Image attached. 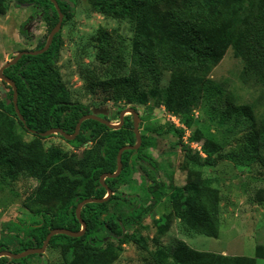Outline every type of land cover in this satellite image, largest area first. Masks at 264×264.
Wrapping results in <instances>:
<instances>
[{
    "label": "trees",
    "instance_id": "1",
    "mask_svg": "<svg viewBox=\"0 0 264 264\" xmlns=\"http://www.w3.org/2000/svg\"><path fill=\"white\" fill-rule=\"evenodd\" d=\"M24 1L44 5V19L49 31L55 27L59 13L51 0ZM88 1L96 12L117 18L129 14L137 27L127 73L123 72L122 53L114 48L110 37L103 34L100 63L110 61L112 65L104 70L90 67L81 70L85 87L92 94L101 92L110 99H126L137 110L139 106L158 99L169 113L191 127L194 107L208 90V76L230 46L242 58L244 72L264 87V0H200L211 14L209 24L192 21L191 17L181 13L166 24L154 9L159 0ZM72 2L76 3V0H58L65 18L71 15ZM7 8L8 1L0 0V14ZM147 22L152 24L150 30L153 32L147 30ZM22 32L26 33L25 30ZM46 41L40 42L35 49L43 48ZM59 49L60 38L55 35L47 51L37 55L25 54L17 63L4 69V74L17 87V105L24 121L16 111L14 89L2 80L9 91L0 99V178L5 182L8 175L23 172L38 181L24 203L26 208L57 198L64 199V202L54 213L38 210L21 223L4 222L0 251L21 252L29 247H41L54 228L80 230L82 225L76 212L78 204L87 198L107 195V189L101 183L102 174L115 172L119 150L137 142L131 114L125 116L119 129L95 119H86L74 139L68 140L59 134L76 149L92 144L80 157L69 155L59 146L44 149L41 139L27 142L17 132L20 125L30 133L35 130L33 134L40 137H44L41 132L54 127L73 134L80 118L92 113L89 105L73 101L57 64ZM166 72L170 77L163 85ZM230 107L227 108L232 109ZM242 109L244 115L253 117V108L244 105ZM115 116L105 114L103 117L113 121ZM139 128L144 129L141 146L125 150L121 173L105 179L113 194L104 202L86 203L81 209V216L87 222L85 234L80 237L56 234L51 238L48 246L60 250L63 264H111L120 255L125 240L136 241L127 227L137 223L149 209L139 195L121 191L120 186L133 183L135 173H140L147 201L153 196L151 181L155 182L157 173L149 148L154 146L159 135L172 133L180 139L184 161L191 172V180L171 193L175 215L188 235H219L220 197L214 180L203 176L204 167L216 166L220 160L264 167V115L252 124L249 143L243 151H226L221 143L206 137L199 129L190 137V141L201 142V150L194 151L183 142L186 129L173 122L140 123ZM15 241L19 246L12 249ZM153 244L156 246V264H257L258 258H264V244L256 246L254 256L197 250L181 239L162 246L155 237ZM42 255L32 254L21 259L2 256L0 264Z\"/></svg>",
    "mask_w": 264,
    "mask_h": 264
},
{
    "label": "rangeland",
    "instance_id": "2",
    "mask_svg": "<svg viewBox=\"0 0 264 264\" xmlns=\"http://www.w3.org/2000/svg\"><path fill=\"white\" fill-rule=\"evenodd\" d=\"M7 1L8 8L0 14V68L19 51L35 49L47 39L50 32L44 19V5L24 0ZM154 9L166 24H170L177 13L187 15L200 24L212 22L211 14L200 0H159ZM70 14L56 33L60 38L57 64L63 81L74 102L87 104L91 109L107 108V115H116L111 122L118 123V111L130 107L129 101L110 99L101 92H88L81 70L87 67L104 70L112 65L110 61L101 64L99 59L101 37L107 34L109 40L114 42V48L122 53L123 72L127 73L136 24L129 14L117 18L94 11L88 0L72 2ZM146 27L152 31L151 23L147 22ZM142 32L141 30L140 33ZM244 68L242 58L230 46L208 76V90L204 91L200 103L194 107L191 127L173 117L158 99L138 107L139 125L174 121L186 129L183 142L189 144L194 151L201 150V142L190 141L197 129L206 137L221 143L226 151L247 149L252 124L257 123L264 115V87L246 74ZM169 77L170 74L166 72L162 79L163 85L168 83ZM8 91L9 88L0 79V99ZM244 105L253 108V117L242 113ZM228 106L232 109L227 108ZM17 132L27 142L41 139L44 149L59 146L73 157L82 156L92 145L87 143L76 149L59 134L40 137L24 130L20 125L17 126ZM180 143L182 142L176 135L168 133L157 136L154 146L149 148L155 161L153 167L157 176L155 182L151 181L153 196L148 201L142 189L143 179L140 173H135L136 181L133 183L120 186L121 191L139 195L146 202L149 212L144 213L137 223L127 227L128 233L137 242L125 240L120 255L111 264H156V246L153 244L155 237L162 246H169L181 239L194 249L215 253H220L221 249L228 255L254 256L256 246L264 244V167L259 164L236 165L228 160H220L216 166L204 167L203 176L214 180L220 197L219 235L209 237L185 233L181 220L175 215L171 199V193L176 187L184 186L191 180V172L184 161ZM37 185L36 179L23 172L8 175L5 182H1L0 178V238L4 222L21 223L22 219H27L30 213L38 210L54 213L63 204L64 199L57 198L26 208L24 203ZM18 246V241H15L11 248ZM159 257L166 261L163 255L159 254ZM9 264L63 263L60 250L48 246L42 256ZM257 264H264V258H258Z\"/></svg>",
    "mask_w": 264,
    "mask_h": 264
},
{
    "label": "water",
    "instance_id": "3",
    "mask_svg": "<svg viewBox=\"0 0 264 264\" xmlns=\"http://www.w3.org/2000/svg\"><path fill=\"white\" fill-rule=\"evenodd\" d=\"M51 1L55 5V7H56V9H57V11L59 13V21L57 22L55 27L50 31L44 47L41 48V49L21 50L12 59L8 60L0 68V79L3 80L4 82H6L7 84H9L14 89V103H15V106H16V111L19 114V117L23 121H24V117L21 114V112H20V110L18 108V105H17V100H18L17 87L15 85V82L11 78L7 77L4 74V69L9 67V66H11V65H13V64H15V63H17L22 58V56L25 55V54L37 55V54H41V53H43V52H45V51H47L49 49V47L51 46V44H52V42L54 40V37H55L56 33L62 27L63 20L65 18L64 13L62 12V10H61V8L59 6L58 0H51ZM107 112H108L107 108L101 107V108L93 109L92 113L83 115L80 118V120L78 121V123L76 125L75 132L73 134H68L66 131H64L62 128H59V127H54V128H51V129H49V130H47L45 132H41L40 133V135L44 136V137L49 136L51 134H61L66 139L72 140V139H74L77 136V134L79 133V130H80L82 122L84 120H86V119H95V120H98V121L108 125L110 128L119 129V128H121L123 126V124L125 122V116L127 114H131L133 116L134 132H135V135H136V138H137V142L134 145H125L119 150V152H118V167H117L115 172H113V173L112 172H106V173L102 174L101 183L107 189V195L105 197H103V198H97V197L87 198V199H84L83 201H81L78 204L76 212H77V218L79 219V221H80V223L82 225L80 230L74 231V230H71V229L61 228V227L54 228V229L50 230V232L48 233V235H47L46 239L44 240V243H43V245L41 247H29V248H26L25 250H23L21 252H14V251L8 250V249L1 250L0 251V257L7 256L10 259H21V258L27 257V256L32 255V254H43L45 252L46 248L48 247L51 238L54 235H56V234H67V235H71V236H74V237H80V236L85 234V232L87 230V222L81 216V209L83 208V206L86 203H90V202L101 203V202H104L105 200H107L113 194V190L106 184L105 179L107 177L115 178L121 173V171L123 169L122 155H123V152L125 150L138 149L141 146V144H142V134H141V131H140V128H139V126H140L139 125L140 114H139V111L136 108L130 106V107H126L125 109H123L120 112V119H119L118 123H113V122L105 119L104 117H102L100 115V114L105 115V114H107ZM30 131L33 132V133H36L35 130H30Z\"/></svg>",
    "mask_w": 264,
    "mask_h": 264
},
{
    "label": "built area",
    "instance_id": "4",
    "mask_svg": "<svg viewBox=\"0 0 264 264\" xmlns=\"http://www.w3.org/2000/svg\"><path fill=\"white\" fill-rule=\"evenodd\" d=\"M173 117H176L178 120H180L177 116H175V115H172ZM174 122V121H173ZM175 123V122H174ZM176 124V123H175ZM177 125V124H176Z\"/></svg>",
    "mask_w": 264,
    "mask_h": 264
},
{
    "label": "crops",
    "instance_id": "5",
    "mask_svg": "<svg viewBox=\"0 0 264 264\" xmlns=\"http://www.w3.org/2000/svg\"><path fill=\"white\" fill-rule=\"evenodd\" d=\"M220 253H224V254H227V252H224V251H222L221 249H220Z\"/></svg>",
    "mask_w": 264,
    "mask_h": 264
},
{
    "label": "flooded vegetation",
    "instance_id": "6",
    "mask_svg": "<svg viewBox=\"0 0 264 264\" xmlns=\"http://www.w3.org/2000/svg\"><path fill=\"white\" fill-rule=\"evenodd\" d=\"M119 119H120V115H119Z\"/></svg>",
    "mask_w": 264,
    "mask_h": 264
}]
</instances>
